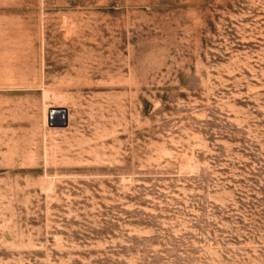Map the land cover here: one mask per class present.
Returning a JSON list of instances; mask_svg holds the SVG:
<instances>
[{
  "label": "rangeland",
  "instance_id": "obj_1",
  "mask_svg": "<svg viewBox=\"0 0 264 264\" xmlns=\"http://www.w3.org/2000/svg\"><path fill=\"white\" fill-rule=\"evenodd\" d=\"M0 264H264V0H0Z\"/></svg>",
  "mask_w": 264,
  "mask_h": 264
},
{
  "label": "bare ground",
  "instance_id": "obj_2",
  "mask_svg": "<svg viewBox=\"0 0 264 264\" xmlns=\"http://www.w3.org/2000/svg\"><path fill=\"white\" fill-rule=\"evenodd\" d=\"M63 111H58L55 110L54 112H51L50 116L47 117V120H51L54 122H62V118H63Z\"/></svg>",
  "mask_w": 264,
  "mask_h": 264
},
{
  "label": "water",
  "instance_id": "obj_3",
  "mask_svg": "<svg viewBox=\"0 0 264 264\" xmlns=\"http://www.w3.org/2000/svg\"><path fill=\"white\" fill-rule=\"evenodd\" d=\"M58 111H63V113H64L65 109L63 108V109L58 110ZM62 122H63V124L66 123L65 114H63Z\"/></svg>",
  "mask_w": 264,
  "mask_h": 264
}]
</instances>
